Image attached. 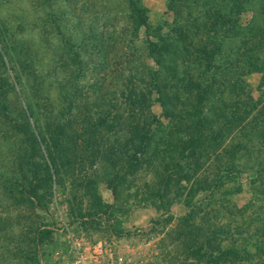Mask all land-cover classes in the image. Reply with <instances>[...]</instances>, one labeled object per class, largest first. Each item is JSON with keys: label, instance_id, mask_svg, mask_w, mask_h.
<instances>
[{"label": "rangeland", "instance_id": "374dc122", "mask_svg": "<svg viewBox=\"0 0 264 264\" xmlns=\"http://www.w3.org/2000/svg\"><path fill=\"white\" fill-rule=\"evenodd\" d=\"M210 1L141 0L147 27L133 46L104 54L76 44L72 51L81 56L56 67L61 53L44 45L41 28L21 20L52 21L54 0H0V264H81L77 251L86 264H195L186 249L201 251L214 230L225 246H239L242 264L264 262V248L252 246L264 233V74L246 75L238 96L231 93L235 79L216 81L224 92L203 102V126L181 84L165 87L172 100L164 110L154 87H145L149 76L139 80L155 65L147 39L170 31L179 14L211 15ZM258 3L246 5L241 24L263 9ZM40 80L46 82L36 86ZM52 80L69 88L46 87ZM18 89L40 108L26 115L32 131L23 127ZM97 241L106 251L95 260ZM200 263L213 264L207 255Z\"/></svg>", "mask_w": 264, "mask_h": 264}, {"label": "trees", "instance_id": "16d2710c", "mask_svg": "<svg viewBox=\"0 0 264 264\" xmlns=\"http://www.w3.org/2000/svg\"><path fill=\"white\" fill-rule=\"evenodd\" d=\"M47 1L50 2V0ZM140 1L54 0L52 3L56 4L59 13L57 15L56 13L54 14L56 18H53L52 21L45 22L40 17L39 23L36 24L34 23V18L35 20L38 18L36 15H33L34 18L30 19V21L25 17H22L21 20L25 26L29 22L36 29L41 28L43 30V33L42 31L39 33L42 37H45L44 45L50 44L52 49H57L61 53L60 59L54 63L56 67H59L67 65V60L73 63L76 57L81 56L78 51H72L76 44L79 49L85 47L87 52L88 49L89 52L90 50L97 52L103 49L104 54L106 52L112 53V50H117L115 52H118L122 46H133L135 40L138 39L136 35L139 29L147 27L146 10L141 6ZM253 1L256 4L260 2V0H211L209 9L212 13L211 15L192 17L189 13L188 17L183 18L179 14L178 19L170 27V31L162 33L156 39H147L146 52L153 59L155 65L154 67H148L147 75L144 73L140 74L139 80L142 82L144 78L149 76L147 83H144L145 87L147 89L148 85L154 87L158 95L157 100L164 110L169 109L166 107L167 105L169 106L167 102L172 100L169 92H164L165 87L168 85L174 88L181 84L184 87V93L193 99L191 106L197 107L195 110L198 115L197 125L203 126L207 117L206 112L202 109L203 102H216L222 98L224 92V90L216 88V86H219L215 83L216 81H221L223 77L224 80L227 79L228 81L235 79L231 93L238 96V91L244 90V77L246 75L253 72L264 74V0H261L263 9H254L252 17L245 24H241L237 19L241 12L246 9V5ZM169 2H176V0H169ZM206 5H209V3L201 5L202 7L204 6V10H206ZM46 7L45 3L42 2L41 10ZM27 12L22 10L21 15H25ZM50 31L52 32L50 33ZM242 38V43L239 42L234 45ZM244 38L251 40V44L245 43ZM258 44L259 46L256 47ZM4 56L5 49L3 45H0V61L3 64ZM200 71L202 74H200ZM203 76L205 79L209 78L210 82L208 80L203 81L201 79ZM27 80L28 76L24 79L22 85ZM44 82L46 81L40 80V83L36 86ZM66 82V80H52L47 82L48 86L46 87L69 88V84H66ZM145 87H141V89H146ZM117 88L115 87L114 89ZM49 90L52 91V88H49ZM17 92L22 96L24 94L32 96L29 95L28 91L23 92L21 89H18ZM36 93L39 94L41 92ZM67 94H64L65 97H67ZM112 94H114V91ZM130 94L134 96L135 88H132ZM241 94L244 93L242 92ZM14 95L16 96L17 94ZM32 97L36 98L34 95ZM23 98L26 107L23 108L19 104V111L25 119L23 127L32 131L34 125H31L26 120V115H31L33 112L38 113L40 108L37 107L33 100L29 101L27 96L26 99L24 96ZM54 98L56 100L57 96L54 95ZM177 98L179 99L178 96ZM146 99V95L140 90V104H143L145 110L149 112L150 104L148 99ZM49 101L46 98V102L43 105L49 103ZM64 108H67V106H63L56 113H64ZM178 114L181 115V112ZM63 130L64 124L60 122L57 125L58 139L56 148L60 147L58 144L61 141ZM27 141L29 142L28 138ZM50 162H53L51 157ZM185 226L193 227V225ZM218 230L223 232L221 229ZM210 232L212 231L210 230ZM218 233L217 230H214L209 235L206 233L204 235L205 245L200 248L201 251L198 249L197 253H195L193 244L190 249H186L190 253L186 254L185 257L188 259L192 257L197 260L195 264H201L200 261L206 255L209 262L213 264H242L246 258L244 255L242 257L239 256V246L235 242L225 246L227 239L221 237L223 234L219 235ZM246 235L250 239L253 238L250 233ZM184 236L189 238L190 235L184 234ZM261 236L263 238L262 242L257 241L255 245H252L258 249L261 247L259 250L264 248V233ZM242 238L243 236L240 237V239ZM242 252L248 254L250 251L243 248ZM250 262L255 263L252 259ZM261 263L264 264L263 261Z\"/></svg>", "mask_w": 264, "mask_h": 264}, {"label": "built area", "instance_id": "2783aa9c", "mask_svg": "<svg viewBox=\"0 0 264 264\" xmlns=\"http://www.w3.org/2000/svg\"><path fill=\"white\" fill-rule=\"evenodd\" d=\"M106 247L104 243L101 241L95 242L91 247V256L92 259L97 260L99 257L103 256L105 254ZM77 262H80L81 264H86L85 258L81 254L80 251H77Z\"/></svg>", "mask_w": 264, "mask_h": 264}]
</instances>
